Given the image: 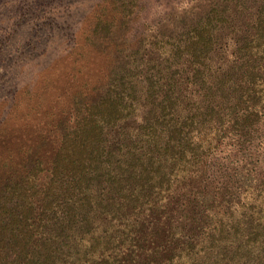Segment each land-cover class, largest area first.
Segmentation results:
<instances>
[{"label":"trees","instance_id":"1","mask_svg":"<svg viewBox=\"0 0 264 264\" xmlns=\"http://www.w3.org/2000/svg\"><path fill=\"white\" fill-rule=\"evenodd\" d=\"M190 2L7 172L0 264H264V0Z\"/></svg>","mask_w":264,"mask_h":264},{"label":"rangeland","instance_id":"2","mask_svg":"<svg viewBox=\"0 0 264 264\" xmlns=\"http://www.w3.org/2000/svg\"><path fill=\"white\" fill-rule=\"evenodd\" d=\"M191 6L190 0H0V182L27 150L51 149V127L83 86H103L114 43L125 48L128 39L134 47L142 35L174 31L185 12L189 22Z\"/></svg>","mask_w":264,"mask_h":264}]
</instances>
